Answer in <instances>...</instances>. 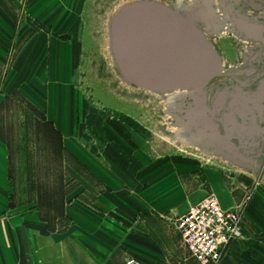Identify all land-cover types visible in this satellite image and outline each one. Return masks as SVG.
Masks as SVG:
<instances>
[{"label": "crops", "instance_id": "obj_1", "mask_svg": "<svg viewBox=\"0 0 264 264\" xmlns=\"http://www.w3.org/2000/svg\"><path fill=\"white\" fill-rule=\"evenodd\" d=\"M7 2L17 1L0 0V96L8 79H24L26 73L22 66L17 69L8 63L14 51L20 55L24 51L25 46L17 43L28 30L15 27L19 15L6 11ZM214 3L226 27L212 35V43L219 55L236 57L238 63L227 69L239 67L250 47L262 45L264 0ZM242 3L244 10L240 11ZM233 10H239L237 15L249 24L252 42L228 29ZM230 42L237 48L234 55ZM257 86L255 82L246 91ZM210 103L208 94V108ZM224 113L207 109L193 113L188 106L181 111L180 142L195 156L177 157L170 163L148 160L147 170L135 176L123 171L96 175L103 187H90V196L74 190L52 210L48 203L18 202L10 147L0 136V264H125L128 257H136L141 264H199L181 245L173 217L207 193L214 194L225 209H243L245 239L228 245L222 264H264V153H259L264 150V134L252 132L251 138L245 134L240 140L233 128L221 124ZM259 157L263 160L259 171L243 168L254 165Z\"/></svg>", "mask_w": 264, "mask_h": 264}, {"label": "rangeland", "instance_id": "obj_2", "mask_svg": "<svg viewBox=\"0 0 264 264\" xmlns=\"http://www.w3.org/2000/svg\"><path fill=\"white\" fill-rule=\"evenodd\" d=\"M16 1L7 2L6 11L19 15L15 27L28 35L17 43L24 51H14L8 63L26 73L4 85L0 136L10 147L20 204L43 202L52 210L74 190L90 196V187H103L97 176H135L147 170L148 160L195 156L180 142V125L170 112L173 93L127 83L114 68L108 21L133 0ZM228 45L237 53L234 43ZM220 55L222 69L238 63Z\"/></svg>", "mask_w": 264, "mask_h": 264}, {"label": "water", "instance_id": "obj_3", "mask_svg": "<svg viewBox=\"0 0 264 264\" xmlns=\"http://www.w3.org/2000/svg\"><path fill=\"white\" fill-rule=\"evenodd\" d=\"M216 7L214 0H178L170 5L155 0L127 2L108 21L109 49L114 68L125 82L156 93H173L175 108L170 112L178 125L181 111L188 106L193 113L206 109L219 113L231 98V110L225 111L221 124L233 128L243 141L252 132L264 134V36L261 47L249 48L242 65L223 70L211 41L216 27L221 29L223 24ZM239 9L244 10L243 3ZM238 11H232L231 30L252 42L250 26ZM201 23L207 27L217 23L216 29L206 35ZM255 82L254 91H243ZM259 153L263 155L264 150ZM262 163L259 157L254 165L243 168L259 171Z\"/></svg>", "mask_w": 264, "mask_h": 264}, {"label": "built area", "instance_id": "obj_4", "mask_svg": "<svg viewBox=\"0 0 264 264\" xmlns=\"http://www.w3.org/2000/svg\"><path fill=\"white\" fill-rule=\"evenodd\" d=\"M174 226L181 245L199 264H222L228 245L246 236L242 207L225 209L212 193L177 216ZM125 264L141 262L128 257Z\"/></svg>", "mask_w": 264, "mask_h": 264}, {"label": "flooded vegetation", "instance_id": "obj_5", "mask_svg": "<svg viewBox=\"0 0 264 264\" xmlns=\"http://www.w3.org/2000/svg\"><path fill=\"white\" fill-rule=\"evenodd\" d=\"M168 2H173V0H167ZM222 25H221V27H222V29H224V27H226V22L223 20L222 21ZM217 23H214V25H216ZM214 25H212V26H210V27H207L204 23L202 24H200V27L203 29V31L206 33V35H208V32H209V30H214V29H216L217 28V30L215 31V32H213V34H215L217 31H219L220 29H218V27H214ZM233 27V24H231L229 27H228V29L229 30H231V28ZM166 62H167V58H166V60H165ZM234 68V67H233ZM230 69H232V68H230ZM230 69H223V70H230ZM217 79H224V78H217ZM243 91L244 92H247L246 91V88H244L243 89ZM231 98H230V100L228 99L227 101H225L224 102V104H223V111H230L231 110V108H230V106H231ZM230 109V110H229Z\"/></svg>", "mask_w": 264, "mask_h": 264}]
</instances>
